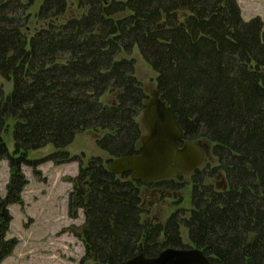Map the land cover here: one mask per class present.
<instances>
[{"label": "trees", "instance_id": "16d2710c", "mask_svg": "<svg viewBox=\"0 0 264 264\" xmlns=\"http://www.w3.org/2000/svg\"><path fill=\"white\" fill-rule=\"evenodd\" d=\"M30 0L28 6H32ZM86 12L64 24L22 32L20 0H0V160L9 179L0 197V264L16 246L7 238L9 207L27 184L22 166L76 162L67 212H82V264H127L154 258L182 243L200 249L210 264H264V22L244 21L237 0H76ZM65 0H44L41 21L65 12ZM28 8V9H29ZM24 16V18H23ZM23 18V19H22ZM25 25V24H24ZM137 48L156 73V89L170 107L184 141H207L217 166L195 170L191 209H177L164 224L142 221L141 188H183L174 177L143 184L108 170L118 158L138 155L136 121L147 95L134 76V62L121 58ZM105 94L115 101L103 104ZM10 122L12 152L3 134ZM95 134L109 159L85 165L66 148L79 133ZM41 159L28 154L46 146ZM222 173L226 188L204 180ZM179 180L180 175L175 176Z\"/></svg>", "mask_w": 264, "mask_h": 264}, {"label": "rangeland", "instance_id": "374dc122", "mask_svg": "<svg viewBox=\"0 0 264 264\" xmlns=\"http://www.w3.org/2000/svg\"><path fill=\"white\" fill-rule=\"evenodd\" d=\"M23 6H28L30 0H20ZM32 6L24 10V16L29 19L22 21V32L29 39L38 30L47 28L49 24H64L71 18H78L86 12V8H79L76 0H65L64 14L56 19L41 21L36 18L40 5L44 0H31ZM241 17L248 21L253 17H259L264 22V0H237ZM23 16V18H24ZM22 18V19H23ZM25 24V25H24ZM121 58L131 59L134 62V76L141 85L143 91L149 97L152 90L156 89V73L143 60L135 47L130 55L120 54ZM4 95H8L12 89V82L0 77ZM101 101L103 104H111L115 101V94H105ZM136 121L140 128L141 136L147 134L146 126L139 114ZM12 123L9 130L3 134V139L12 152L11 139ZM201 144L203 158L197 170H211L217 166L213 157L212 145L207 141H198ZM70 156H77L83 165L91 157H100L103 161L108 156L95 145V134L91 131L79 133L73 142L66 148ZM54 152L48 145L28 154L30 159H41ZM22 173L27 180L20 195V203L9 207L12 220L9 225L7 238H14L16 246L12 253L1 264H82L84 255L83 245L76 234L80 233V227L84 223L81 211L72 219L68 216V195L72 190L71 180L78 173V164L72 162L55 166L52 162H44L38 165L36 175L32 168L22 166ZM191 177L192 173L180 175L179 180L174 177L183 188L174 191H151L141 188L142 197V221L164 224L170 214L177 209H191ZM9 179L7 162L0 160V197L5 194V187ZM207 185H213L215 189L226 188L222 173L216 178L204 180ZM182 243L191 246L184 228L180 229Z\"/></svg>", "mask_w": 264, "mask_h": 264}, {"label": "water", "instance_id": "95a60500", "mask_svg": "<svg viewBox=\"0 0 264 264\" xmlns=\"http://www.w3.org/2000/svg\"><path fill=\"white\" fill-rule=\"evenodd\" d=\"M142 117L147 134L140 137V154L113 160L109 172L117 176L128 174L133 180L149 184L198 169L203 158L201 144L184 141L181 127L157 89L144 102ZM127 264L210 263L200 249L189 247L168 248L154 258L139 254Z\"/></svg>", "mask_w": 264, "mask_h": 264}, {"label": "flooded vegetation", "instance_id": "af4514ba", "mask_svg": "<svg viewBox=\"0 0 264 264\" xmlns=\"http://www.w3.org/2000/svg\"><path fill=\"white\" fill-rule=\"evenodd\" d=\"M146 188V187H144ZM147 190H151V191H161V190H166V189H160V188H155V187H151V188H146Z\"/></svg>", "mask_w": 264, "mask_h": 264}]
</instances>
